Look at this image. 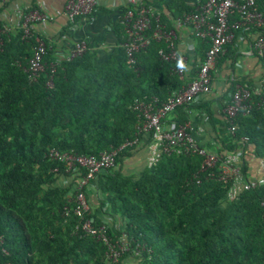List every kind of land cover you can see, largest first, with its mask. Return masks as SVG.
Masks as SVG:
<instances>
[{
    "label": "trees",
    "instance_id": "1",
    "mask_svg": "<svg viewBox=\"0 0 264 264\" xmlns=\"http://www.w3.org/2000/svg\"><path fill=\"white\" fill-rule=\"evenodd\" d=\"M257 2L264 12V0ZM168 9L172 19L161 16L168 29L174 27L173 19L196 11L178 2ZM119 33V47L107 63L96 67V54L88 49L59 65L52 88L46 86L49 70L35 83L25 71L34 40H23L20 28L3 36L0 264H112L107 244L81 230L87 220L96 229L105 226L111 244L129 245L130 251L117 264H128L130 257L138 264H264V184L231 199L233 184L220 181L221 164L239 149L245 154L251 147L255 158L264 159V104L237 116L235 135L225 117L219 130L220 160L203 173L202 157L176 153L163 154L155 166L138 175L125 173V161L143 150L142 135L138 146L119 152L114 168L84 188L90 210L84 220L76 215L77 186L86 171L68 170L65 163L50 158V151L99 156L118 150L136 138L140 116L133 109L135 101L156 99L161 106L195 78L199 67L180 79L175 64L159 55L168 51L167 45L152 39L130 67L122 26ZM197 41L202 63L210 44ZM256 57L264 65V56ZM46 62L50 63L48 55ZM253 100L258 103L260 97L254 95ZM186 109L179 107L174 122L168 123L175 128L186 125ZM150 135L147 144L154 141ZM242 161L240 168L248 180V164ZM92 188L100 197L96 204L89 199ZM122 220L125 227L120 228ZM137 250L140 255L134 256Z\"/></svg>",
    "mask_w": 264,
    "mask_h": 264
},
{
    "label": "built area",
    "instance_id": "2",
    "mask_svg": "<svg viewBox=\"0 0 264 264\" xmlns=\"http://www.w3.org/2000/svg\"><path fill=\"white\" fill-rule=\"evenodd\" d=\"M8 1V0H0ZM197 9L173 20L174 28H186L196 39L206 41L210 44L204 61L199 65L195 78L180 91L174 92L167 102L157 107V100L153 102H143L136 100L133 109L139 113L140 124L134 140H128L118 150L101 153L99 156H78L71 153H61L52 149L50 158L63 162L68 170L86 171L77 186L78 193L75 199V213L84 220V215L90 210L84 188L97 175L114 168L119 152L127 148H134L140 144L141 136L154 134L152 152L149 158V166H155L163 154H186L199 155L203 158L200 173L213 169L219 162L217 154L211 153L195 139L192 128L189 124L175 128V125H166V120L170 114L179 107L193 105L199 96L209 94L212 89V72L216 68L218 60L223 56L227 48L235 42L240 34H245L251 41L253 55L264 56V12L258 9L257 0H197ZM100 0H68L65 15L71 24H75L79 18L88 17L97 10ZM161 14L155 12L143 0H130V5L125 10L121 18V26L126 35L124 48L130 67L137 64V54L145 50L151 39L157 42H164L168 51L161 50L159 55L165 62L175 64L174 72L184 80L187 76L188 59L180 54L177 49V33L174 28L168 29L161 20ZM49 18L38 10L28 11L23 14L19 28L23 32V40L33 39L35 43L33 56L30 58L28 67L25 69L31 83L38 82L41 75L49 70L47 74L48 88L54 86L53 76L60 63L46 62L49 53V46L43 37L36 31V24L47 21ZM155 23L153 28L152 23ZM13 28L3 26L0 28V49L4 46L3 36L9 35ZM152 32V36L148 35ZM88 50L86 41H79L75 44L72 54L66 61L76 57H81ZM234 92L229 103L224 108V115L230 124L229 132L235 135L237 126L235 120L239 114L248 115L255 106L264 104V82L260 90L254 91L248 85L236 82ZM260 97V101L255 103L253 96ZM242 138L241 142H246ZM243 157L242 149L237 153L230 154L220 166V181L225 184L232 183L229 193L231 199L235 198L239 192L250 190L260 184H264L257 179L249 177L245 180L241 163ZM264 163V159H263ZM264 205V203H263ZM78 229V228H77ZM81 230L99 240H103L109 247L108 258L112 264H117L125 252L130 251L129 245L118 243L113 245L106 235V227L96 229L92 220H87L82 224ZM125 242V240L123 241ZM137 250L134 256H139Z\"/></svg>",
    "mask_w": 264,
    "mask_h": 264
},
{
    "label": "crops",
    "instance_id": "3",
    "mask_svg": "<svg viewBox=\"0 0 264 264\" xmlns=\"http://www.w3.org/2000/svg\"><path fill=\"white\" fill-rule=\"evenodd\" d=\"M155 12L172 19L169 6L173 2L197 9V0H143ZM68 0H8L0 1V21L4 26L19 28L23 14L38 10L48 16V20L36 24L37 33L44 38L49 46V62L62 63L72 54L74 46L79 41H86L88 49L95 52V65L100 67L107 63L115 50L119 47L121 36V18L130 5V0H100V5L94 14L79 18L71 24L65 15ZM174 20V19H173ZM174 25V24H173ZM174 28V27H173ZM177 33V49L188 59L187 73L190 74L195 66L201 64L197 53L198 41L186 28H174ZM212 89L209 94L198 97L196 102L188 106L186 111L192 134L200 146L211 153L217 154L223 150L219 130L225 122L224 108L228 104L233 83L245 81L252 90H260L264 82V65L259 58L253 55L251 41L245 34L231 44L226 53L218 60L213 70ZM175 113L169 115L168 120L175 119ZM166 125H170L169 123ZM151 135H144L143 150L138 155L125 161L122 171L131 175H138L149 166L152 144H147ZM145 143V144H144ZM145 145V146H144ZM248 164L249 177L264 181V163L253 155V148L243 154L242 160ZM89 199L97 203L100 197L92 188ZM118 226L125 227V221ZM128 264H138L130 257Z\"/></svg>",
    "mask_w": 264,
    "mask_h": 264
}]
</instances>
